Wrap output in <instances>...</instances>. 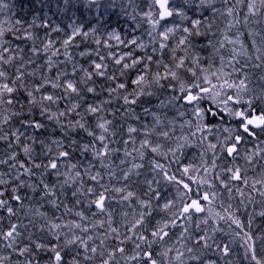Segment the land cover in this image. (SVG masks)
I'll return each instance as SVG.
<instances>
[{
  "label": "snow or ice",
  "instance_id": "6c2138e0",
  "mask_svg": "<svg viewBox=\"0 0 264 264\" xmlns=\"http://www.w3.org/2000/svg\"><path fill=\"white\" fill-rule=\"evenodd\" d=\"M56 12L0 27V264H264V0Z\"/></svg>",
  "mask_w": 264,
  "mask_h": 264
},
{
  "label": "trees",
  "instance_id": "16d2710c",
  "mask_svg": "<svg viewBox=\"0 0 264 264\" xmlns=\"http://www.w3.org/2000/svg\"><path fill=\"white\" fill-rule=\"evenodd\" d=\"M0 2L8 4V9L4 12L0 13V27L8 28L17 19H23L25 24H30L33 21V17H36V23L39 24L42 19L47 18L53 24H67L68 21L66 19H62V17L56 12V3L57 0H0ZM95 14L85 13V17L83 19L84 23L91 22L93 27L97 26V21L94 19ZM79 18V17H78ZM107 21L106 27L116 28L119 27L121 30L126 29V25L122 17L112 15L111 18L106 14L105 17L100 21V23H104ZM261 26H264L262 24ZM37 32L41 37L44 35V29H37ZM63 37V33L61 34H52L51 38L53 40H60ZM6 39L12 40L14 39L13 34L8 32L6 33ZM82 38H78L76 43L80 44ZM87 44V41H84ZM262 223L261 220L257 219L256 225H260ZM239 259L240 264H247L246 261L243 260V252L238 251L233 259Z\"/></svg>",
  "mask_w": 264,
  "mask_h": 264
}]
</instances>
